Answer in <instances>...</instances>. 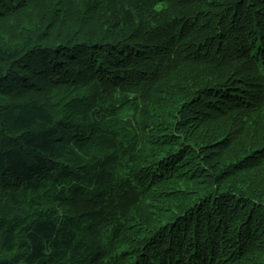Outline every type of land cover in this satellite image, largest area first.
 <instances>
[{"label": "trees", "instance_id": "16d2710c", "mask_svg": "<svg viewBox=\"0 0 264 264\" xmlns=\"http://www.w3.org/2000/svg\"><path fill=\"white\" fill-rule=\"evenodd\" d=\"M0 264H264V0H0Z\"/></svg>", "mask_w": 264, "mask_h": 264}]
</instances>
